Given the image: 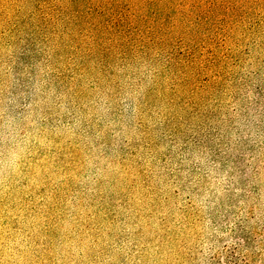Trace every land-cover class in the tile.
<instances>
[{
	"label": "rangeland",
	"instance_id": "374dc122",
	"mask_svg": "<svg viewBox=\"0 0 264 264\" xmlns=\"http://www.w3.org/2000/svg\"><path fill=\"white\" fill-rule=\"evenodd\" d=\"M0 264H264V0H0Z\"/></svg>",
	"mask_w": 264,
	"mask_h": 264
}]
</instances>
